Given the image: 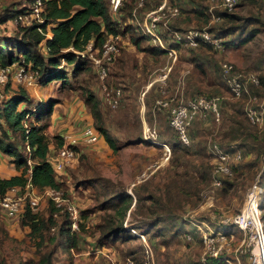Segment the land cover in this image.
<instances>
[{
	"label": "rangeland",
	"instance_id": "rangeland-1",
	"mask_svg": "<svg viewBox=\"0 0 264 264\" xmlns=\"http://www.w3.org/2000/svg\"><path fill=\"white\" fill-rule=\"evenodd\" d=\"M167 1L181 8L173 21H179L180 29L185 31L217 26L221 22V18H214L217 16L216 11L223 9L217 0H203L205 10L198 4L200 0ZM28 2L6 0L0 7V13L6 7H22ZM146 2L145 10L157 3L156 0ZM196 4L209 16L206 23L203 22L205 13L199 15L193 11ZM231 12L242 17L257 15L260 22L253 24L258 30L245 43H240L243 33H234L229 36L230 45L222 50L203 46L192 50L180 47L175 60L168 54L155 59L132 45L127 35L120 36V57L116 56L109 65L108 77L104 80L111 90H121L116 107L105 103L103 82L89 58L75 76H71L73 65L64 64L68 74V82L64 84L53 81L46 86L38 83L28 86L13 80L0 84V103L21 87H25L29 93L30 108L45 102L48 97L58 100L45 129L50 148L54 147L58 134L63 135L68 131L78 135L87 121L94 125V118L84 104L82 94L84 89L93 91L100 101L101 124L119 145L117 150H112L100 136L96 143L80 146L74 164L60 174L63 180L59 190L63 198L61 206L65 208L67 200L72 203L84 222V228L80 224L76 230L77 241L69 254L56 249L53 264H123L127 256L133 259V264H199V256L204 249L202 240H199L202 231L192 229L184 232L183 228L193 226L187 220L198 223L204 221L212 229L234 232L229 248L222 249L223 260L220 264H251L253 253L247 232L231 219L240 215L248 187L257 183L261 187L258 208L264 229V154L259 156V148L254 147L256 138L264 145V126L257 127L246 116L248 108L260 111L264 107V85L258 91L261 92L260 97L251 93L252 88L242 96L234 97L219 82L218 71L222 62L229 61L243 75L248 72L257 77L264 74V0H240ZM16 28L13 24H0V36L13 35ZM194 54H205L204 59L208 61L205 70H199L192 59ZM164 73L167 76L162 83L159 76ZM161 87L168 98L212 96L209 92L213 88H218L214 96L220 97V120L214 121L210 116L195 119L189 127V152L174 156L170 150L167 159L162 145L146 140L143 133L145 126L155 128L157 140L167 143L169 147V141L175 138L176 132L170 126L166 112L154 107V100L162 96ZM241 124L249 126L245 133L239 131ZM14 139L18 141L20 138L16 135ZM213 143L223 150L236 148L241 153L240 158L233 161L231 174L219 177V186L211 184ZM201 165L209 168V181L198 176L199 170L203 169ZM12 167L14 165L9 156L0 154V176L9 174ZM108 179L124 187L133 198L137 194L141 197L150 195L149 199H142L140 204L132 203L127 210L123 223L130 226L136 235L123 242L97 241V224L108 213H113V210L99 206L104 197L101 187H110ZM37 192L40 199L34 212L38 216H45L48 214L50 198L43 189ZM64 212L59 208L54 217L60 219ZM158 214L169 225L164 240L158 236L150 237V233L144 231L146 221ZM203 229L207 230L206 226ZM49 235H56L54 226L49 227L44 240L39 246L36 245L38 239L30 236L29 227L20 223L18 215L8 218L0 208V253L6 264H19L20 260L29 257L37 258L39 248L44 249L56 243ZM128 246L133 248L132 254L126 252Z\"/></svg>",
	"mask_w": 264,
	"mask_h": 264
},
{
	"label": "trees",
	"instance_id": "trees-1",
	"mask_svg": "<svg viewBox=\"0 0 264 264\" xmlns=\"http://www.w3.org/2000/svg\"><path fill=\"white\" fill-rule=\"evenodd\" d=\"M141 1L143 5H138L137 0H123L122 5L117 10L116 17L112 18L109 0H42L43 10L41 14L43 21L32 22L27 25L16 24V32L13 35L0 36V67L14 63L23 64L27 70L35 73L40 85L46 86L53 81H61L64 84L68 82V74L64 64L73 65L71 76H75L83 69L87 61L80 57L78 52L83 51L89 42L95 48L100 47L108 34L127 35L129 41L136 48L155 59L158 56L168 54L167 50L159 45L150 44L148 35L143 32L141 27L142 14L147 11L145 10L147 2L146 0ZM160 1L156 0V5ZM190 1L193 2L194 0ZM248 1L253 2L254 0ZM198 4L203 9L206 7L203 4V0H200ZM198 4L192 9L197 14L203 15L205 9L203 10L201 6L199 8ZM25 8L26 6L4 8L2 13H0V24L12 19ZM180 9L179 11L181 12ZM133 13H135L136 17L133 16ZM216 13L220 16L221 22L219 25L210 26L207 29L212 33L214 31L213 34L221 38V42L225 47L230 45L229 36L232 34L243 33L244 35L240 40L242 44L249 40L258 30V27L253 25L260 22V18L257 15L250 14L242 17L234 15L231 11H226L225 9L216 11ZM205 15L206 18L203 22L206 23L209 16L206 13ZM174 31L185 30L180 29L179 21H173L172 19L160 34L166 45L179 51L180 47L185 46L174 40ZM47 33H49V36H47ZM200 46L211 48L210 45L203 43L194 48ZM189 49L192 50V48ZM121 50H119L117 57L120 55ZM204 58L205 54H194L192 57L199 70H205V64L208 61ZM218 77L220 78L219 82L221 85H224L229 91L225 74L220 68ZM261 85H264V74L258 75V84H249V88H252L251 93L256 97H260L261 92L259 93L258 91ZM217 92L218 88H213L209 93L214 96ZM82 94L83 102L89 108L94 118L93 126L100 133V136L104 138L108 146L112 150H117L119 145L116 139L101 124L99 98L89 89H84ZM57 102L56 98L48 97L45 102H41L37 106L30 108L28 107L31 104L29 93L25 87H21L0 103V152L9 156L10 162L13 163L14 168L17 170L16 174L7 177L0 176V197L11 187L17 186L22 188L27 182H30L37 190H44L46 188L61 189L63 185V180L60 179L61 173L54 171L51 160L52 158L54 159L56 148L62 144V134H58V140L54 142V147L50 148V141L45 133L53 106ZM154 107L157 110L165 111L160 107ZM25 122L27 123L26 125H24ZM254 125L261 128L264 126V122L261 126ZM240 127V133H245L249 129V126L244 124H241ZM16 135L20 138L18 141L14 139ZM255 142L257 143L254 147L255 149L259 148L258 154L262 156L264 154V145L262 146L258 138L255 139ZM169 143L170 150L174 156L181 152L185 154L189 152L188 146H190V141L187 144L183 143L178 137L177 132L175 138L171 139ZM79 147L77 146L76 148L79 150ZM235 150L238 149L234 148L229 152H234ZM28 159L30 163H28ZM171 164L173 165L172 161ZM212 168L213 165L211 166V173ZM198 176L201 179H208L209 181L211 179L209 168L204 165L203 169L199 170ZM107 182L110 187L109 189L101 187V194L104 197L100 201L99 206L111 209L113 213H108L97 224V241L101 243L123 242L136 235L131 231L130 226L123 223L127 210L132 203L140 204L142 199H149L150 195L141 197L137 194L133 198L124 187L116 185L109 179ZM48 207L47 215L38 216L36 212L30 209L27 202L23 204L18 218H20L22 225L29 227L30 236L38 239L36 245L41 244L45 238L46 231L51 226L56 228V235H49V237L51 240H55L56 243L44 249L39 248L37 258L29 257L20 260L19 264H53V254L56 249L69 254L71 247L76 244L78 231L70 230L69 215L64 212L60 219L54 217V213L58 211V208L51 199H49ZM187 223H192V221L187 220ZM80 224L81 228H84L82 220ZM168 229L169 225L161 217V214H158L153 219L146 221L144 231L150 233V237L158 236L164 240V234ZM183 229L184 232H187L195 229V227L191 226V228ZM227 231L229 230L225 232ZM132 249L131 246H128L126 252L131 253ZM210 259L213 264H220L223 260L222 254L219 257H211ZM0 264H6V260L1 253Z\"/></svg>",
	"mask_w": 264,
	"mask_h": 264
},
{
	"label": "built area",
	"instance_id": "built-area-1",
	"mask_svg": "<svg viewBox=\"0 0 264 264\" xmlns=\"http://www.w3.org/2000/svg\"><path fill=\"white\" fill-rule=\"evenodd\" d=\"M4 1L6 0H0V6H2ZM210 1L214 2L216 0ZM217 1H219L222 8L226 11H232L240 2V0ZM122 3L123 0H109V9L112 18L116 17L117 10ZM137 4L142 5V1L140 0ZM22 6H26V8L23 11L18 12L12 19H9L2 24L27 25L32 22L43 21L41 14L43 10L42 0H29L28 4H23ZM209 11H211V8H209ZM179 14V8L176 5L170 4L167 0H161L159 4L150 8L143 14L141 22L142 30L148 35L149 43L152 45H159L167 50L168 55L172 57V60L176 59L177 50L173 47H169L163 42L160 32L167 23L172 21V19ZM133 16L136 17L135 13H133ZM214 18L218 19L220 16L217 15ZM173 36L175 41L189 48L197 47L202 43L208 44L211 48L216 50H222L225 47L221 42V38L214 35L207 28L174 31ZM119 40V35L108 34L100 47L95 48L92 43L89 42L83 51L78 52L80 57L86 60L87 58L90 59V62L96 70L97 76L103 82L102 89L105 94V103L109 104L111 107H116L118 105L121 90L120 88H114L111 90L104 80L108 77L109 65L119 54ZM221 70L225 74L229 92L234 97H240L243 93H247L249 84H258V77L254 73L248 72V74L243 75L236 71L234 65L229 61L221 63ZM166 76V73L159 76L162 83L165 82ZM9 79L28 86H33L38 83L35 73L27 70L23 64L18 63L0 67V84L7 82ZM161 94V97L155 99L154 105L166 111L170 126L176 130L178 137L185 144L190 141L188 130L195 119L210 116L212 120L219 121L221 118L219 96L207 97L204 95H194L187 99H183L182 97L168 98L167 95L164 94L162 87ZM263 111L264 107H262L260 111L248 108L246 110V116L251 123L261 126L264 122ZM143 133L146 140L162 145L167 159L170 154V147L167 143L157 140L155 128L145 126ZM99 138L100 133L89 121L85 123L78 135L75 133H68L67 131L62 135V144L56 148L54 159L52 158L51 160L54 171L62 173L64 172L65 167H71L78 157V149L76 147L94 144ZM212 152L214 154V162L212 170L213 179L211 184L213 186H219L221 184L219 177L221 175L231 174L233 161L238 160L241 153L239 150H235L234 152L223 150L216 143L212 144ZM28 163H30L29 159ZM254 189L258 190L256 191V194H259L261 191V187L257 183H253L248 187L246 195L252 194ZM44 193L49 196L58 209L60 208V211L64 210L69 215L70 230H78L82 219L76 207L68 200L66 201L65 208L61 206L63 198L59 195L60 191L57 189L46 188L44 189ZM39 199L40 195L38 194L37 189L32 186L30 182H27L22 188L13 186L8 189L6 193L0 197V208L8 218H13L19 214L25 202H27L30 209L34 211L38 207ZM256 206L258 207V195L255 200L254 209ZM253 215L255 218L254 221L250 218L251 216L244 219L245 217L242 208L240 215L231 219V221L244 232H247L249 242L252 245L251 251L254 255L253 247L257 242L261 243L262 251H264V229L263 221L260 219L259 213L253 211ZM192 224L195 229L202 231L200 240H202L204 249L203 254L199 256V264H213L210 258L219 257L222 249L229 248L234 232L212 229L204 221L199 223L197 221H192ZM205 226L207 230L203 229ZM140 235L143 237L142 233H140ZM187 236L189 237V235ZM123 264H133V259L130 256H127L125 257Z\"/></svg>",
	"mask_w": 264,
	"mask_h": 264
},
{
	"label": "bare ground",
	"instance_id": "bare-ground-1",
	"mask_svg": "<svg viewBox=\"0 0 264 264\" xmlns=\"http://www.w3.org/2000/svg\"><path fill=\"white\" fill-rule=\"evenodd\" d=\"M256 191L258 190L254 189L252 194L246 195V199L243 206V214L245 217L244 219H246V217L251 216L250 218L252 219V221H254L255 218L253 215V211L259 213V208L257 206L254 209L255 200L257 199V195H258L256 194ZM253 251H254V255L252 257L251 264H264V251H262L260 242H257V244H255V246L253 247Z\"/></svg>",
	"mask_w": 264,
	"mask_h": 264
},
{
	"label": "crops",
	"instance_id": "crops-1",
	"mask_svg": "<svg viewBox=\"0 0 264 264\" xmlns=\"http://www.w3.org/2000/svg\"><path fill=\"white\" fill-rule=\"evenodd\" d=\"M48 36H49V33H48ZM133 45V44H132ZM43 86V85H42ZM80 108V107H79ZM102 137V136H101ZM49 147H51V144L49 145ZM0 154H3V153H1L0 152ZM17 173V170L14 168V167H12L11 169H10V172H9V174H7V175H5V176H3V177H7V176H10V175H13V174H16Z\"/></svg>",
	"mask_w": 264,
	"mask_h": 264
}]
</instances>
